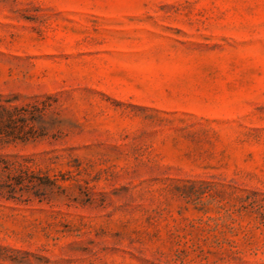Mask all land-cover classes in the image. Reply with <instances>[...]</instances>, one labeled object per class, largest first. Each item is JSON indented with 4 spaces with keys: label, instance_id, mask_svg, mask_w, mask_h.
<instances>
[{
    "label": "rangeland",
    "instance_id": "374dc122",
    "mask_svg": "<svg viewBox=\"0 0 264 264\" xmlns=\"http://www.w3.org/2000/svg\"><path fill=\"white\" fill-rule=\"evenodd\" d=\"M0 264H264V0H0Z\"/></svg>",
    "mask_w": 264,
    "mask_h": 264
}]
</instances>
